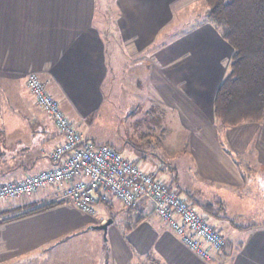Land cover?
<instances>
[{"label": "crops", "instance_id": "0c3cea01", "mask_svg": "<svg viewBox=\"0 0 264 264\" xmlns=\"http://www.w3.org/2000/svg\"><path fill=\"white\" fill-rule=\"evenodd\" d=\"M201 2L113 0L111 7L101 0L98 10L97 0H0V185L52 169L50 155L62 142L52 120L25 103L34 73L87 140L213 211V220L206 217L224 237L223 249L204 262L145 201L132 209L100 205L95 217L44 188L0 201V264H264V220L233 223L224 213L257 218L251 209L264 200V119L234 128L215 120V93L233 52L206 11L192 17ZM118 98L133 99L154 126L155 115L167 119L162 133L139 124L149 153L127 139L131 124L120 116L127 103ZM109 219L104 240L88 237ZM253 225L263 226L246 229Z\"/></svg>", "mask_w": 264, "mask_h": 264}, {"label": "built area", "instance_id": "2783aa9c", "mask_svg": "<svg viewBox=\"0 0 264 264\" xmlns=\"http://www.w3.org/2000/svg\"><path fill=\"white\" fill-rule=\"evenodd\" d=\"M25 86L37 108L52 120L62 142L50 155L52 169L0 185V201L30 197L40 189L52 188L57 192L54 200L95 217L100 205L115 201L133 208L137 202L145 201L190 251L204 262H212V254L223 249L225 239L205 215L155 171L145 172L116 150L87 140L36 74L27 76Z\"/></svg>", "mask_w": 264, "mask_h": 264}, {"label": "trees", "instance_id": "16d2710c", "mask_svg": "<svg viewBox=\"0 0 264 264\" xmlns=\"http://www.w3.org/2000/svg\"><path fill=\"white\" fill-rule=\"evenodd\" d=\"M202 1L206 19L233 52L228 72L215 93V120L224 128L259 124L264 119V0ZM205 207L198 210L213 220L214 212ZM224 213L230 222L238 223L241 219ZM260 226L263 225L246 229Z\"/></svg>", "mask_w": 264, "mask_h": 264}, {"label": "rangeland", "instance_id": "374dc122", "mask_svg": "<svg viewBox=\"0 0 264 264\" xmlns=\"http://www.w3.org/2000/svg\"><path fill=\"white\" fill-rule=\"evenodd\" d=\"M97 2H98V4H99V6H98V10H100L101 9V7H102V5H100L101 4V0H97ZM111 2H112V4H111V7L112 6H114L113 5V0H111ZM110 11L111 12H113V10H112V8L110 9ZM193 11V14H192V17L194 16V14L196 13L198 16V18L200 19V15L202 14V13H204L205 11H206V6L204 5V3L203 2H201L199 5H197L195 8H194V10H192ZM202 16L203 15H201V18H202ZM99 25H100V23H99ZM192 26V24H191V19L190 20H188L185 24H184V26L182 27V30H184V29H186V28H188V27H191ZM102 28H103V26H102ZM179 31H181V30H179ZM105 37H107V38H109V36L106 34L105 35ZM26 87V86H25ZM126 90H127V92L125 93L126 95H132L133 93H132V91L129 89V88H127V87H124ZM25 93V92H24ZM26 95H25V97H26V101H25V103H29V106H32V105H34V106H36L35 105V103H34V100L32 99V97L30 96V94H29V92L28 91H26V93H25ZM118 101L120 102V103H122V102H126L127 104L126 105H124V106H126V108L123 106L122 108L120 107V109H121V111H120V116H121V118L124 120V122L125 123H127V124H131V126H129V129L131 130H128V140L131 142L130 144H132L137 150L139 149V150H142V151H146L147 153H149V151H150V148L148 147V145H150V144H148L147 142H143V141H141V136L138 138V136L140 135V133H141V130H140V126H139V124L141 125V128L142 129H144V127H148V128H152L153 130H155L157 133H162L163 131L162 130H164L165 129V127H166V121H167V119H165V120H163L162 121V118L160 117V116H157V115H155V117L154 118H156V117H158L159 119V122L158 123H156V126H154L153 124H152V122H151V116H148V112L146 111L145 113L143 112V109L140 107V108H138L137 109V106H136V104H135V102L133 101V99L131 100V102H130V100H127V99H125V98H118ZM139 101H140V99H139ZM130 102V103H129ZM37 107V106H36ZM131 108V110L134 112L132 115H128L127 114V110L128 109H130ZM139 109H141V111H140V114H143V115H138L137 117H135V115L138 113V111H139ZM154 115V114H153ZM127 116H130V117H132L131 118V120H130V118L128 119L127 118ZM137 119H139V121L137 120ZM154 121L156 122V119H154ZM130 144H128L129 146H130ZM152 151V150H151ZM154 151H156V152H158V153H160V149L159 148H155L154 149ZM168 154L170 155H172V151H171V149L169 150L168 149ZM149 155V154H148ZM148 155H145V158L147 159V161L148 162H146V163H144V166H147V167H150L151 166V164H150V162L151 161H149V159L151 160V157H149ZM155 157L157 158V159H159L158 158V156L157 155H155ZM156 158H154V162L155 163H159V162H156L157 161V159ZM152 163V162H151ZM241 164H244V163H241ZM140 166H141V168L143 167V165L140 163ZM163 173V172H162ZM250 174V173H249ZM263 193V192H262ZM261 196V195H260ZM261 197H263L264 198V196H261ZM22 198H27V197H22ZM20 199V198H19ZM14 200H17V199H14ZM17 201H20V200H17ZM22 201V200H21ZM114 211H119V212H122V211H120L121 209H119V206H115L114 208ZM124 212V211H123ZM251 214H253V216L254 217H257V218H252L251 216L250 217H246V216H248L249 214L248 213H246L245 215H244V218H242V219H240V221H242V222H244L245 221V223H252V222H255V221H263L264 220V200L263 201H261V202H259V204L258 205H256V206H254L253 207V209H251ZM239 220L238 221H236V222H240ZM93 236H95V238H99L100 239V241L103 239V237L101 238V232H99V231H88V237L89 238H92ZM104 240V239H103ZM71 250V249H70ZM81 252V251H80ZM69 256L70 257H72V256H77V252L76 251H70V253H69ZM73 261L74 260H71L70 258H69V261H68V264H72L73 263Z\"/></svg>", "mask_w": 264, "mask_h": 264}, {"label": "water", "instance_id": "95a60500", "mask_svg": "<svg viewBox=\"0 0 264 264\" xmlns=\"http://www.w3.org/2000/svg\"><path fill=\"white\" fill-rule=\"evenodd\" d=\"M112 223V220L109 219L107 220L105 223L101 224V225H97V226H91L90 229L91 230H95V231H100L103 233V237L105 238L106 232H107V228L108 226Z\"/></svg>", "mask_w": 264, "mask_h": 264}]
</instances>
